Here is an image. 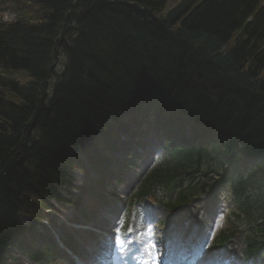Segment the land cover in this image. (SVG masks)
<instances>
[{
	"label": "trees",
	"instance_id": "obj_1",
	"mask_svg": "<svg viewBox=\"0 0 264 264\" xmlns=\"http://www.w3.org/2000/svg\"><path fill=\"white\" fill-rule=\"evenodd\" d=\"M11 2L43 15L0 19V264L40 254L18 220L30 196L61 198L78 154L98 155L111 124L125 131L145 110L212 135L202 157L242 150L264 188V0Z\"/></svg>",
	"mask_w": 264,
	"mask_h": 264
},
{
	"label": "rangeland",
	"instance_id": "obj_2",
	"mask_svg": "<svg viewBox=\"0 0 264 264\" xmlns=\"http://www.w3.org/2000/svg\"><path fill=\"white\" fill-rule=\"evenodd\" d=\"M12 1V0H11ZM11 1L9 2H5V0H0V17L4 20V21H10L11 19H17V12L21 13V17L23 18V20L31 22V21H37L38 18L40 19V17H42L43 12L36 9L34 11H28V10H20L18 9L20 7V4L18 3H12ZM15 13V14H14ZM14 19V20H15ZM232 44V43H231ZM57 61H56V71L59 72L62 69V65L64 63L65 60V56L63 53L59 52L58 56H57ZM12 76H16L18 78H20L21 80H25V75L22 72H12L11 73ZM1 92L3 94L6 95V97L12 101H17V99L8 91H2ZM152 149V148H151ZM150 149V150H151ZM147 154H150V151L148 150ZM74 174H76L75 176V183L76 185H82L84 186L85 184V180L83 179V176L81 175V173L79 171H75ZM126 180H129V178L127 177ZM38 200H34L31 201L29 204V207H27L24 212H21L19 214V222L22 223L23 225H29L31 224L36 218L40 217V215L42 214L41 209H40V205L38 204ZM61 209L60 213L62 215H64L63 217L68 219L73 217V215H76V211L73 207L71 206H65V205H60ZM110 208V207H109ZM57 209V207H56ZM121 209V207H120ZM183 212V211H181ZM44 214V213H43ZM95 224L100 223L102 224L101 219H96ZM223 228V227H222ZM234 240V243L237 247V252L233 251V255L237 254V257H239L240 252H241V247H242V238L241 236L236 237ZM235 249V248H234ZM59 264H63L62 262H60Z\"/></svg>",
	"mask_w": 264,
	"mask_h": 264
},
{
	"label": "snow or ice",
	"instance_id": "obj_3",
	"mask_svg": "<svg viewBox=\"0 0 264 264\" xmlns=\"http://www.w3.org/2000/svg\"><path fill=\"white\" fill-rule=\"evenodd\" d=\"M128 231H132V229L129 228ZM126 243L127 242L120 235V229H117V235L114 240L115 250L123 252L125 250ZM138 251L141 254L139 264H158L156 245L151 236H149L147 240L140 244Z\"/></svg>",
	"mask_w": 264,
	"mask_h": 264
},
{
	"label": "bare ground",
	"instance_id": "obj_4",
	"mask_svg": "<svg viewBox=\"0 0 264 264\" xmlns=\"http://www.w3.org/2000/svg\"><path fill=\"white\" fill-rule=\"evenodd\" d=\"M232 162L234 161V159L231 160ZM22 245V244H21ZM21 257V253H18L16 258H20ZM17 264H22L21 262H18Z\"/></svg>",
	"mask_w": 264,
	"mask_h": 264
}]
</instances>
